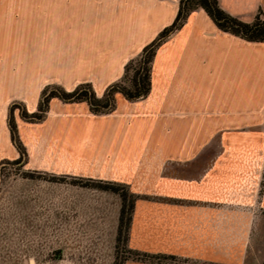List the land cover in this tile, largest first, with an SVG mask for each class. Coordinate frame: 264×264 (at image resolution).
<instances>
[{
  "label": "crops",
  "instance_id": "crops-1",
  "mask_svg": "<svg viewBox=\"0 0 264 264\" xmlns=\"http://www.w3.org/2000/svg\"><path fill=\"white\" fill-rule=\"evenodd\" d=\"M180 2L0 0V163L19 157L9 129L13 103L32 114L48 87L71 92L85 83L101 98L173 23ZM150 82L144 97L116 92L107 114L51 97L42 120L17 117L29 164L51 146L75 161L144 163L153 173L166 166L177 196L211 205L235 196L238 209L252 212V228L254 212L264 211V42L221 31L197 7L155 50ZM202 248L170 255L201 260Z\"/></svg>",
  "mask_w": 264,
  "mask_h": 264
},
{
  "label": "rangeland",
  "instance_id": "rangeland-1",
  "mask_svg": "<svg viewBox=\"0 0 264 264\" xmlns=\"http://www.w3.org/2000/svg\"><path fill=\"white\" fill-rule=\"evenodd\" d=\"M217 1L243 21L258 12L264 19V0ZM137 66L138 58L120 86L132 88ZM83 85L93 90L88 83L78 87ZM55 89L61 87H48L41 100ZM98 99L106 100L104 95ZM12 105L14 122L46 116L39 120L25 115L21 103ZM114 109L115 98L111 111L101 107L91 112ZM64 152L49 146L36 155L35 164H29L26 152L17 163H0V264H264V211L254 212L259 216L249 228L252 212L238 209L235 196L212 205L193 194L177 196L168 179L174 172L166 166L153 173L150 164L85 156L75 161ZM261 170L264 174V162ZM176 204L181 210L173 209ZM201 246V260L170 255H195Z\"/></svg>",
  "mask_w": 264,
  "mask_h": 264
},
{
  "label": "trees",
  "instance_id": "trees-1",
  "mask_svg": "<svg viewBox=\"0 0 264 264\" xmlns=\"http://www.w3.org/2000/svg\"><path fill=\"white\" fill-rule=\"evenodd\" d=\"M197 7L203 8L221 31L239 36L247 41L264 42V19L261 17L260 12L254 16L252 21L246 22L223 10L217 0H181L178 13L173 23L164 28L152 42L143 48L139 55L138 66L134 70L131 80V89L120 86L119 81L113 83L105 91V102H101V100L95 96L93 90L86 85L80 86L72 92L55 89L52 90L44 100L40 101L38 110L35 113L28 114L25 111L24 114L35 117L39 120L42 119L47 111L49 98L53 96L64 101L84 100L88 103L91 111L102 107L104 108L103 111L107 112L111 111L114 107V94L116 92H120L128 100L146 96L150 90V64L155 50L171 32L182 25L188 13ZM132 61L125 66L124 75ZM14 106L16 107V105H12L9 111V129L11 140L19 152V157L13 161L14 163H17L24 157L25 150L19 141L16 125L13 120L12 111ZM119 233L120 229L118 231V234Z\"/></svg>",
  "mask_w": 264,
  "mask_h": 264
},
{
  "label": "built area",
  "instance_id": "built-area-1",
  "mask_svg": "<svg viewBox=\"0 0 264 264\" xmlns=\"http://www.w3.org/2000/svg\"><path fill=\"white\" fill-rule=\"evenodd\" d=\"M263 118H264V111H263Z\"/></svg>",
  "mask_w": 264,
  "mask_h": 264
}]
</instances>
